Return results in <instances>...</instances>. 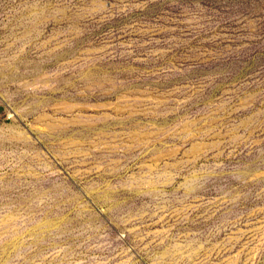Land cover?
Returning a JSON list of instances; mask_svg holds the SVG:
<instances>
[{"label": "rangeland", "instance_id": "obj_1", "mask_svg": "<svg viewBox=\"0 0 264 264\" xmlns=\"http://www.w3.org/2000/svg\"><path fill=\"white\" fill-rule=\"evenodd\" d=\"M0 264H264V0H0Z\"/></svg>", "mask_w": 264, "mask_h": 264}]
</instances>
